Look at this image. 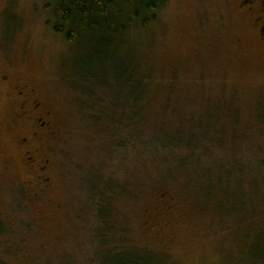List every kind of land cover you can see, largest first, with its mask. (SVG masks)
Segmentation results:
<instances>
[{"label":"rangeland","instance_id":"rangeland-1","mask_svg":"<svg viewBox=\"0 0 264 264\" xmlns=\"http://www.w3.org/2000/svg\"><path fill=\"white\" fill-rule=\"evenodd\" d=\"M261 3L250 11L242 0H168L148 28L128 30L122 41L158 94L147 105L150 130L157 123L187 127L218 109L241 110L244 121L254 102L262 104ZM53 25L41 0H0V75L10 77L0 80V262L264 264V181L250 188L237 184L231 170L217 175L216 167L215 175H195L194 184L174 183L132 147L126 158L121 151L110 161L109 142L81 107L89 101L79 93L89 80L82 67L86 44L68 43ZM23 85L24 112L19 103L26 97L17 93ZM31 101L41 106L32 109ZM41 115L45 126L36 123ZM27 152L34 163L24 161ZM35 163L47 178L41 184ZM93 165L103 177L126 178L123 166L153 181L150 191L134 182L141 198L116 204L106 241L88 213Z\"/></svg>","mask_w":264,"mask_h":264},{"label":"trees","instance_id":"trees-1","mask_svg":"<svg viewBox=\"0 0 264 264\" xmlns=\"http://www.w3.org/2000/svg\"><path fill=\"white\" fill-rule=\"evenodd\" d=\"M41 1L52 10L55 33L62 35L68 43L83 41L86 44L82 67L89 80L86 81L87 88L79 93L84 98L87 94L89 101H82L81 107L87 110L83 114L89 126L96 129L101 139L109 142L110 161H117L121 151V156L126 158L130 153L127 148L132 147L138 148L140 159L149 157L150 163L160 164L167 174L164 173L163 179L174 183L194 184L195 175H213L212 169L216 167L219 168L217 175L231 170L237 184L245 183L250 188L255 186L256 180L258 183H262L260 179L264 181V95L261 105L254 102L247 109L244 121L241 110L229 109L226 114V110L218 109L205 113L202 119L187 127L172 124L168 128L157 123L149 129L150 108L147 105L158 94L151 88V77L145 75L135 53L131 52L132 46L128 48V42H123L122 38L130 28H148L168 0ZM255 1L242 0V3L253 11ZM260 5L263 7L262 3ZM260 25L264 35V24ZM145 128L149 131L144 132ZM228 133L232 136L227 137ZM256 135L260 137L256 138ZM141 138L143 142L138 145L136 141ZM220 149L229 151L218 155ZM122 168L128 177H103L97 172V165L89 168L94 178L88 190V202L92 203V206L88 203V213L91 209V220L98 226L94 229L102 232L96 233L103 241L105 236L102 234L114 228L111 219L116 210L119 211L116 204L127 198L136 201L141 198L142 190L153 187V181L150 183L139 177L133 167L130 170ZM186 179L194 182L189 183ZM134 182L142 183V190L133 188Z\"/></svg>","mask_w":264,"mask_h":264},{"label":"flooded vegetation","instance_id":"flooded-vegetation-1","mask_svg":"<svg viewBox=\"0 0 264 264\" xmlns=\"http://www.w3.org/2000/svg\"><path fill=\"white\" fill-rule=\"evenodd\" d=\"M257 1V0H256ZM255 1V2H256ZM262 4L264 5V1L262 0ZM263 11H264V6H263ZM10 77L7 75V74H1L0 75V80H2V81H7L8 79H9ZM26 85H23L21 88L19 87L18 89H17V93L20 95V96H22V97H26V98H24L20 103H19V109L22 111V112H24V109H26V107H27V105H28V100H27V95H28V93H27V91H26V87H25ZM30 103H32L33 104V106H32V109L34 108V109H38L40 106H41V104H40V102H36V101H31ZM42 116V115H41ZM47 118H46V116H42V117H38V118H36L35 120H36V123L38 122V125L39 126H45L48 122H47V120H46ZM33 129H34V127H33ZM38 135V133H37V131H33L32 133H31V136L32 137H36ZM22 140H27V138H23ZM27 155H29V156H26L25 158H24V161L26 162V163H30V162H35V158L34 157H32L31 155H30V153L29 152H27L26 153ZM32 167H34V168H37V164L35 163V164H32L31 165ZM42 169V168H41ZM40 168H37V172H36V177H37V180L39 181V183L41 184L42 182H45L46 180H47V178H45V177H42V175L40 174Z\"/></svg>","mask_w":264,"mask_h":264}]
</instances>
